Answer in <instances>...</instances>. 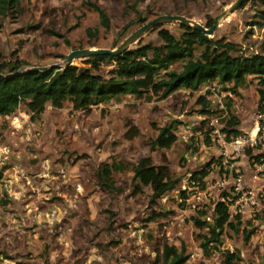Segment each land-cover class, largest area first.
Segmentation results:
<instances>
[{
	"label": "rangeland",
	"instance_id": "obj_1",
	"mask_svg": "<svg viewBox=\"0 0 264 264\" xmlns=\"http://www.w3.org/2000/svg\"><path fill=\"white\" fill-rule=\"evenodd\" d=\"M233 1L18 0L19 12L0 18V64L22 62L18 70L60 67L69 51L110 48L157 15H182L204 25ZM89 3L103 9L107 28ZM241 3L208 37L233 44L235 54H264V25L247 31L264 1ZM87 27L96 28V35L86 36ZM156 27L179 33L177 22L160 23L129 47L158 44ZM200 50L195 46L193 59ZM72 64L87 66L81 58ZM181 64L168 69L177 71ZM110 67L100 64L96 72L107 76ZM230 87L213 80L194 91L178 88L160 100L121 95L81 110L63 101L59 108L46 105L33 118L19 104L0 116V264H160L165 243L184 246L183 264H221L226 250L239 253L238 264H262L264 165L258 171L254 165L264 161V145L246 147L230 159L226 185L216 187L224 165L209 135V120L219 116L217 127L233 131L227 136L247 134L264 123L256 78L246 76L233 91ZM204 107L207 113L200 112ZM167 125H172L175 141L167 148L150 147L158 129ZM142 157L174 181L154 199L150 186L137 189L132 179L131 167ZM110 161L123 165L111 173V189L96 175ZM235 172L257 190V205L237 214V229L225 226L219 243H209L204 252L200 235L206 228L195 227L193 218L211 222V202L229 196ZM234 217L230 212L229 220ZM249 229L252 233L244 239L243 230Z\"/></svg>",
	"mask_w": 264,
	"mask_h": 264
},
{
	"label": "trees",
	"instance_id": "obj_2",
	"mask_svg": "<svg viewBox=\"0 0 264 264\" xmlns=\"http://www.w3.org/2000/svg\"><path fill=\"white\" fill-rule=\"evenodd\" d=\"M264 1V0H260ZM97 14L98 23L108 27V17L97 4L89 3ZM242 7V3L238 6ZM18 0H0V18L7 13H18ZM212 20L204 24L208 27ZM179 33L174 35L165 28H158V44L144 43L124 49L117 55H91L81 58L86 64L80 72L73 64L50 66L45 70H21L22 62L0 64V116H6L22 104L30 113V118L38 116L46 105L59 108L63 101H68L72 109H86L109 99L117 100L121 95H131L135 99L149 101L152 98L164 99L170 93L183 88L194 91L200 85L215 80L219 84L231 83L232 91L240 86L246 76L256 78V92L259 103L264 101V54H235L234 45L221 39L203 35L190 26L178 23ZM248 32L254 25H264V8L257 10L255 19L247 23ZM96 28H85V35L93 37ZM94 44L89 42L88 46ZM195 46L201 50L197 58L192 54ZM182 61L179 70H169V66ZM100 64L111 66L107 76L99 74ZM7 66V73L3 68ZM161 74V75H160ZM199 101L204 103L203 98ZM205 107L201 113H207ZM232 122L229 121V124ZM172 125L160 127L151 141L152 148H167L175 141ZM227 133L231 130L221 129ZM121 162L102 163L97 178L109 189L113 187L111 173L122 169ZM132 179L136 188L150 186V198L154 199L172 187L173 180L160 166L149 163L142 157L131 167ZM264 215V208L261 211ZM229 220L227 207L217 201L212 207L211 222L193 218L195 227L206 230L200 235L204 252L209 243H219V235L225 226L237 229L239 221ZM252 229L243 230L246 239ZM187 259L184 246L163 244L160 249V264H183ZM239 253L235 250L223 252L221 264H238ZM264 264V252L262 254Z\"/></svg>",
	"mask_w": 264,
	"mask_h": 264
},
{
	"label": "built area",
	"instance_id": "obj_3",
	"mask_svg": "<svg viewBox=\"0 0 264 264\" xmlns=\"http://www.w3.org/2000/svg\"><path fill=\"white\" fill-rule=\"evenodd\" d=\"M220 120L219 116H215L211 118L208 122L209 135L213 137L215 144L220 150L221 154V164L224 165V170L220 179L216 181V187L223 189L226 185V171L227 166L232 167L229 164L230 159H237L239 156L243 154L244 148L251 147L253 148L257 144L264 145V123L261 127L258 124H255L249 133L247 134H238L236 136H227L224 131H222L218 125V121ZM260 165H264V161L258 165H254L255 170H260ZM225 171V172H224ZM254 177L256 175L254 174ZM231 188L228 195H222L214 198L211 202V208L215 202L220 201L224 203L227 207L228 214L231 212L235 215L242 213L245 209L251 211L252 208L257 205L255 201V191L252 188H248L242 178V175L238 172H235L232 182ZM201 192L195 193L196 199H200ZM264 203V196L261 197Z\"/></svg>",
	"mask_w": 264,
	"mask_h": 264
},
{
	"label": "water",
	"instance_id": "obj_4",
	"mask_svg": "<svg viewBox=\"0 0 264 264\" xmlns=\"http://www.w3.org/2000/svg\"><path fill=\"white\" fill-rule=\"evenodd\" d=\"M242 0H234L230 3L226 8L221 10L213 19L210 26L205 27L197 21L182 16V15H170V14H161L157 15L146 22L139 25L137 28L132 30L122 41H120L117 45L112 43L110 48H100V47H85L79 49H73L69 51L64 59L63 66L68 64H72L74 59L78 58H86L91 55H117L122 52L124 49L128 48L131 43L137 40L143 33L147 30L152 29L157 24L166 23V22H178L187 26H190L193 29L198 30L203 35L209 36L213 33L214 29L217 27L219 21L225 18L228 14L233 12L238 6L241 4ZM47 67H30L25 68L27 70H45ZM82 70V67L78 68V72Z\"/></svg>",
	"mask_w": 264,
	"mask_h": 264
}]
</instances>
